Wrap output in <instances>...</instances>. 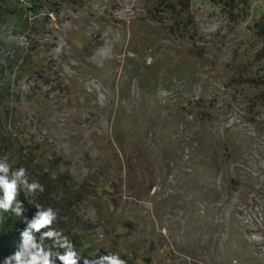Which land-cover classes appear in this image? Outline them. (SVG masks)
Instances as JSON below:
<instances>
[{
  "label": "rangeland",
  "instance_id": "obj_1",
  "mask_svg": "<svg viewBox=\"0 0 264 264\" xmlns=\"http://www.w3.org/2000/svg\"><path fill=\"white\" fill-rule=\"evenodd\" d=\"M0 165L77 264H264V0H0Z\"/></svg>",
  "mask_w": 264,
  "mask_h": 264
},
{
  "label": "trees",
  "instance_id": "obj_2",
  "mask_svg": "<svg viewBox=\"0 0 264 264\" xmlns=\"http://www.w3.org/2000/svg\"><path fill=\"white\" fill-rule=\"evenodd\" d=\"M46 176L38 174L27 180L28 184L37 182L43 187L29 192L27 186L18 184V195L13 200L10 209L7 212L0 210V264H4V259L12 257L10 264H17L14 259L19 253L22 261H27L35 255L41 259L38 264L46 257L49 264H65V259H75L71 241L65 235L56 234V226L61 216H65L63 209L59 207L52 196L49 183L46 184ZM4 197V190L0 188V200ZM20 201L23 206L22 215H16L11 210L16 208ZM51 208V209H50ZM47 213L50 223L36 230L30 227L42 214ZM63 213V214H62ZM30 237L29 243L25 244L26 236ZM67 254H64V253Z\"/></svg>",
  "mask_w": 264,
  "mask_h": 264
},
{
  "label": "clouds",
  "instance_id": "obj_3",
  "mask_svg": "<svg viewBox=\"0 0 264 264\" xmlns=\"http://www.w3.org/2000/svg\"><path fill=\"white\" fill-rule=\"evenodd\" d=\"M0 171L7 172L8 169L4 167L3 165H0ZM17 176H25V169L20 168L16 172ZM23 185L27 186V189L29 192L33 191L36 188H39L40 191H43V187L38 184L37 182H33L32 184H28L27 178L23 181ZM0 188H3L4 190V197L2 200H0V210L7 212L10 209V206L13 203V200L16 198L18 195L17 193V186L15 181L13 182H8L4 177H0ZM51 209V208H50ZM14 212L16 215H22L23 213V206L20 201L17 202L16 208L11 210ZM50 220L47 215V213L42 214L40 219L37 220L34 224H31L30 227L39 230L40 228L44 227L45 225L49 224ZM26 236V233H25ZM30 237L26 236L25 239V244L27 245L30 241ZM12 257L8 256L4 259V264H10V260ZM14 259L17 261V264H38V261L41 259L38 256H31V258L27 261H22L21 260V255L17 253L14 257ZM101 260H107L109 264H126L125 261L119 259L117 255L114 254H109L107 256H102ZM42 264H49V261L46 257L43 258ZM65 264H77V261L75 259H71L70 257L65 259ZM85 264H95L94 260L92 261H85Z\"/></svg>",
  "mask_w": 264,
  "mask_h": 264
}]
</instances>
